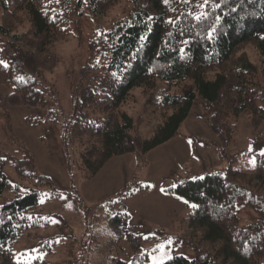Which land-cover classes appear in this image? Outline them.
I'll list each match as a JSON object with an SVG mask.
<instances>
[{
    "label": "trees",
    "instance_id": "16d2710c",
    "mask_svg": "<svg viewBox=\"0 0 264 264\" xmlns=\"http://www.w3.org/2000/svg\"><path fill=\"white\" fill-rule=\"evenodd\" d=\"M127 17L114 21L107 39L96 36L90 42L88 63L81 68L80 77L72 83L73 110L69 127L72 141H78L77 166L85 177H92L113 156L138 152L145 154L174 137L183 120L189 115L195 98L206 109L210 128L217 133L223 145H231L237 118L248 109L254 126L264 118V0H245L235 13L238 0L222 4V10L198 7L202 0H190L185 5L177 0H124ZM120 0H0V60L9 68L0 66V84L11 87L8 101L14 105L41 106L46 95L56 94L53 82L45 75L52 73L58 58L52 46L67 40L68 9L76 15L87 11L91 16L109 14ZM219 2V0H218ZM127 8V7H126ZM176 9V11H173ZM207 11L208 18L194 17ZM47 13V15H45ZM184 13L183 16L180 14ZM215 15L221 20L215 23ZM154 18L152 22L148 17ZM55 17V23H53ZM175 19V26L168 20ZM217 31L209 41L208 31L213 24ZM147 25V28L145 27ZM62 29H65L62 31ZM147 37L141 41L140 37ZM188 43L184 44L183 41ZM142 50L137 51L141 48ZM244 46L255 50L260 69L255 71ZM185 49L183 59L179 52ZM107 53V62L95 80L83 83L91 65L101 54ZM116 72L119 82L111 73ZM24 77L19 80L18 77ZM159 82L176 87V93H161L153 101ZM135 88L146 99L142 113L133 118L122 110L132 98ZM151 106L159 111V122L149 135L142 136L141 122ZM154 111V112H155ZM223 152V150L221 149ZM32 170L25 171L22 162L13 159L17 177L28 181L31 188L22 196L3 203L0 213L13 217L15 228L0 229V242L9 252H0V264H15L12 244L22 231L32 225L26 213L33 210L45 194L42 187L52 190L50 179L37 173L28 153ZM13 158L12 156H8ZM0 159V196L9 182ZM205 179L183 178L173 191L199 207L191 210L182 242L195 252L192 264H264V160L257 158L253 171L243 172L231 165L204 174ZM124 189L120 199L145 189ZM127 190V191H126ZM242 201L258 214L256 224L241 227L235 204ZM223 206V207H222ZM128 215L118 213L107 219L108 227L117 239L126 236L139 258V236L132 235ZM166 264H186L182 255ZM184 257V256H183ZM37 264H47L40 260ZM118 264H125L118 262ZM132 264H145L144 260Z\"/></svg>",
    "mask_w": 264,
    "mask_h": 264
},
{
    "label": "rangeland",
    "instance_id": "374dc122",
    "mask_svg": "<svg viewBox=\"0 0 264 264\" xmlns=\"http://www.w3.org/2000/svg\"><path fill=\"white\" fill-rule=\"evenodd\" d=\"M128 9L129 5L120 0L106 16L94 17L87 11L78 16L69 7L67 40L52 46L58 63L52 73L45 75V80L55 85L56 94H47L45 104L33 107L11 104L8 101L11 87L0 84V157L6 158L2 159V167L9 182L0 196V204L30 190L31 184L19 179L13 166V159L26 160L22 162L23 168L32 170L28 153L35 171L48 177L52 190L57 193L51 196L50 188L42 187L47 195L41 196L37 206L26 213L32 218V225L25 228L11 246L12 254L22 261L30 259L31 264L40 260L47 264H132L144 260L145 264H151L148 254L159 257L160 252L153 250L171 239L174 243L169 251L190 258L186 264H192L195 252L181 239L192 208L182 202L185 198L173 191V185L183 178L201 177L228 165L251 172L255 167L250 163L249 145L264 148V118L254 126L250 110H242L237 118L233 143L223 145L218 134L210 128L204 105L195 98L189 115L174 137L145 154L131 152L113 156L92 177L82 174L77 166L80 144L72 141L69 135L72 83L88 63L91 40L97 33L107 32L117 19L127 17ZM243 50L248 53L255 71L260 69L255 50L248 46ZM97 60L101 64L97 65ZM106 62L107 53L103 49L82 82L95 80ZM163 92L176 93L178 90L159 82L153 101ZM145 101L140 88H135L122 110L137 118ZM154 111L151 106L141 122L142 136L149 135L159 122V111ZM140 185L147 187L120 199L124 189L135 190ZM235 208L241 227L258 222L257 212L249 205L238 201ZM118 213L131 214L128 227L132 235L139 236V258L134 256L129 239L126 236L117 239L107 225V219ZM50 218L58 223L53 224ZM144 235L150 238L144 240ZM33 249H39V253H33ZM37 255L41 258L36 259Z\"/></svg>",
    "mask_w": 264,
    "mask_h": 264
},
{
    "label": "snow or ice",
    "instance_id": "6c2138e0",
    "mask_svg": "<svg viewBox=\"0 0 264 264\" xmlns=\"http://www.w3.org/2000/svg\"><path fill=\"white\" fill-rule=\"evenodd\" d=\"M56 3H60L61 0H55ZM84 2L86 3L87 0H84ZM178 3H183L185 5H187L190 0H177ZM230 0H202V3H200L198 5L199 8L201 9H207V8H211L212 12L215 13L217 10H222V4L223 3H229ZM245 2V0H238V4L236 5V7H232L230 9V12L231 13H235L237 11V7H241L243 5V3ZM249 3L252 2V0H248ZM169 3V0H163V4L164 5H168ZM173 11H176V9H173ZM45 15H47V13H45ZM181 16L184 15V13H181L180 14ZM197 21H200L201 19H207L208 18V13L207 11H200L199 14H197L195 17H194ZM55 17H53V23H55ZM154 20L153 17L149 16L148 17V21L149 22H152ZM221 20V16L220 15H215L214 17V21L215 23H218L219 21ZM215 23L213 24L212 28L210 31H208L207 33V39L209 41L213 40L214 39V33L217 31L216 27H215ZM168 24L169 25H172V26H175L176 24V20L175 19H169L168 20ZM145 27L147 28V25H145ZM65 30V29H62V31ZM98 36H101L103 38H105V40L107 39V34L106 33H97ZM147 37L145 36H141L140 37V40L141 41H144L146 40ZM184 44H187L188 41L185 40L183 41ZM144 47L143 43L141 44V48L138 49L137 51H140L142 50ZM0 51H3V49H0ZM179 52H180V55H181V59H183L184 57V54H185V49L182 47L179 49ZM97 65L101 64V61L97 60ZM0 66H3V68L5 69H8L9 68V64L7 61L5 60H0ZM111 76L112 78L119 82V76L117 75L116 72H112L111 73ZM19 80H23L24 77H18ZM192 141H189V144H191ZM248 151L249 153L251 154V160H250V163L255 167L256 164H257V153L259 155V157H264V148H260V149H257L255 148V146L253 145H249V148H248ZM0 159H6L4 157H0ZM197 179L199 180H203L205 179L203 176L201 177H197ZM173 187H176V185H173ZM162 192L165 191L163 188L160 189ZM47 195V194H45ZM61 199H65L67 200L68 198L67 197H61ZM177 199H181L180 197H177ZM44 201L41 200V203H43ZM182 202L186 205H188L190 208H192L193 210H196L199 205L196 204V203H190L188 200L184 199L182 200ZM113 203H118V201H113ZM4 205L0 204V209H4ZM69 208H71L72 206L71 205H68ZM223 207V206H222ZM126 215H131L130 213H126ZM13 217L11 215H8V216H4L3 213H0V229H3L5 227H10V228H15L17 227L18 225H15V224H11V221H12ZM27 219L31 220L32 218L31 217H27ZM51 219V222L53 224H56L58 223V221L55 219V218H50ZM151 235H155L154 233L151 234ZM144 240H148L150 237L148 235H144L142 237ZM54 243H59V241H54ZM173 241H171V239H169L168 241H166L164 244H160L158 246V249H154L153 251H159L160 252V256L157 257V256H154V255H151V254H148L149 256V259L151 260V264H166V261H171L173 260L175 257L174 255L172 254L171 251H169V249H171L172 245H173ZM0 252H9L10 253V249H7L5 248V245L3 242H0ZM33 253H39V249H33L32 250ZM12 257L14 258L15 260V264H31V260H27V261H22L21 259H19L18 257L15 256V254H11ZM27 255H30V254H27ZM36 259H40L41 257L39 255H37L35 257ZM181 259H188L190 260V258L188 257H183L181 256L180 257Z\"/></svg>",
    "mask_w": 264,
    "mask_h": 264
}]
</instances>
